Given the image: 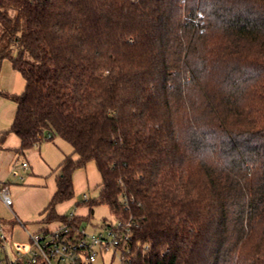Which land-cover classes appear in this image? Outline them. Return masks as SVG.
<instances>
[{
  "label": "trees",
  "instance_id": "1",
  "mask_svg": "<svg viewBox=\"0 0 264 264\" xmlns=\"http://www.w3.org/2000/svg\"><path fill=\"white\" fill-rule=\"evenodd\" d=\"M6 58L25 87L0 90L17 104L2 139L78 155L43 222L82 224L56 207L94 162L84 218L130 222L132 264H264V0H0Z\"/></svg>",
  "mask_w": 264,
  "mask_h": 264
},
{
  "label": "rangeland",
  "instance_id": "2",
  "mask_svg": "<svg viewBox=\"0 0 264 264\" xmlns=\"http://www.w3.org/2000/svg\"><path fill=\"white\" fill-rule=\"evenodd\" d=\"M25 87V79L22 74L13 69L10 59L6 58L1 62L0 65V90L9 92V93H16L20 94ZM15 108V103L13 100L5 98L0 95V126L2 125H9V120H11V116L13 114ZM61 141L58 139H54L53 141L47 138L43 141L41 145L43 148H47L48 152L52 155H56L57 151L64 150V147L60 145ZM66 143V142H65ZM45 144V145H44ZM58 145V146H57ZM69 146V144L66 143ZM60 148V149H59ZM35 150H38V147H34ZM27 153V152H26ZM24 156L22 154H18L17 160L19 161L18 164V172L20 175H24L25 178L28 177L32 173V170L28 172H24V166L22 165V161L24 160ZM31 161V160H30ZM32 163V162H31ZM38 165V164H37ZM55 164L52 162L45 166L39 164V168L34 165V171L42 170L43 175L45 176L46 183H44V187L42 192L35 193V194H25L21 198H19V202L15 201L14 203V210L15 213L11 212L9 208L6 206H0V216L4 218L6 221H16L17 224L14 225L13 236L11 239V243L13 242H26L28 243V233L25 231L24 226L20 223L22 220L25 225L28 227L29 223V213L33 210V208L39 204V202H44V200L50 195L53 190V170L51 168H56ZM74 187H75V196L74 201H65L60 203L57 206V210L61 211L62 214L75 212L79 214L80 217H83L82 226L85 228L87 234H96L99 235L105 229V222L107 224H114L115 226L118 225V217L115 213L111 210V208L107 204H96L93 206V214L89 218H84L89 214V206L84 202L83 195L87 193L89 196L91 195L92 198H96L98 196V187L97 184L100 182V174L96 168V165L91 162L87 165L86 169H78L74 173ZM8 182L13 184H22L23 181L17 179L16 177H10ZM16 199V197H15ZM76 201L80 202V204L76 205ZM48 204V202H47ZM18 206L22 209L27 210V214H23L21 211L18 210ZM38 218V217H37ZM41 220L38 218L36 220ZM45 222H38L34 225V228L37 225H43ZM52 226V224H50ZM12 228V225H9ZM54 226V225H53ZM7 228V227H6ZM34 229L31 226V231ZM8 250L10 253L11 246L10 243L7 245ZM95 250L97 251V264H103L104 262L110 264H118V254L113 252V249H109L105 251V253H100L99 249L96 247ZM0 252L3 253V250L0 248Z\"/></svg>",
  "mask_w": 264,
  "mask_h": 264
},
{
  "label": "built area",
  "instance_id": "3",
  "mask_svg": "<svg viewBox=\"0 0 264 264\" xmlns=\"http://www.w3.org/2000/svg\"><path fill=\"white\" fill-rule=\"evenodd\" d=\"M27 164L24 163V166ZM84 200H89L87 193ZM0 199L12 207L13 198L8 184L0 181ZM118 225L104 222L105 229L87 234L81 224L60 222L51 228L28 233V243L13 242L12 232L0 220V264H97V247L100 253L109 249L118 254V264H132V233L130 222L118 218ZM20 223L24 225L22 221ZM10 243L11 251L7 248ZM103 264H110L104 262Z\"/></svg>",
  "mask_w": 264,
  "mask_h": 264
},
{
  "label": "crops",
  "instance_id": "4",
  "mask_svg": "<svg viewBox=\"0 0 264 264\" xmlns=\"http://www.w3.org/2000/svg\"><path fill=\"white\" fill-rule=\"evenodd\" d=\"M11 65H12V63H11ZM13 102L15 103V108H14L13 114L11 116V120H9V125L0 126V181H2L4 183H7L9 185L11 196L13 198V205H12V207H8L0 199V206H6L7 208H9L11 210V212L15 213V210H14L15 201H18L19 198H21L23 195H25L27 193L28 194H35V193L42 192L43 187L45 185L44 183H46L45 176L43 175L44 171L37 170V172H35L34 171V165H36L37 168H39V164L47 166L51 162L53 164L57 165V166H55L56 168H51L53 170V175H54V179H53L54 180L53 181L54 187H53L52 192L44 200V202H39V204L36 205L33 208V210L29 213V219H30L29 223L30 224L28 225V227L21 220L24 223V225H25L24 226L25 231L36 232V231L42 230L45 227L46 228H51V227H53V225L56 226V225H58L61 222V221H53V222L48 223V224L44 223L43 225H37V227L34 228V225L36 223L42 222V219H43V216H44L42 213H43L45 207L47 206V202L49 203L50 199L52 198V196H53V194H54V192L56 190L55 178H56V175H57V173L59 171L60 164L62 163V161L64 160V158L66 156L72 155V157L74 159H78V155L76 153H74V150H73L72 146L67 141H65L64 139H62V138H60L58 136L54 137L51 140L53 141L54 139H57V140L59 139L61 141L60 145H62V147H64V150L57 151L56 155H52L51 153L48 152L47 148H45V147L43 148V145H41L43 143V141L40 144L34 146V147H38V150H35L34 147H32V148H30L28 150L22 151L20 149L21 140L13 132H9L6 135V137L4 139H2L3 132L8 130L11 127V124H12L13 119H14V115H15L17 104H16L15 101H13ZM65 142L67 144H69V146L66 145ZM18 154H22V156H24V158H25L22 161V165L24 166V163L27 164L26 166H24L23 171L24 172H28L29 170L30 171L32 170V173L30 175H28V177H26V178H25L24 175H20L19 172L17 171L18 170V164H19V161L17 160ZM89 163H91V162H89ZM86 168H87V166L85 168H80V169H86ZM11 176L12 177L14 176V177H16L19 180H22L23 183L22 184H13V185H11V183L8 182V180H9V178ZM73 179H74V176H73ZM73 182H74V180H73ZM100 182H101V176H100ZM100 182L97 184L98 188H99ZM98 193H99V189H98ZM15 197H16V199H15ZM90 198H92L91 195H90ZM72 200L74 201V198H72L70 201H72ZM18 210L21 211L23 214H27V210L22 209L19 206H18ZM56 210H57V207H56ZM57 212L59 214H62L61 211L57 210ZM71 213H73V212H71ZM77 215H79V214H77ZM37 217L41 218V220L40 219L36 220V219H38ZM0 220H4V218L0 216ZM3 224H4L5 228L7 227L6 229H8L9 231L12 232V236H13L14 227L11 228L9 225H5V223H3ZM50 224H52V226ZM31 226L34 229L33 231H31Z\"/></svg>",
  "mask_w": 264,
  "mask_h": 264
}]
</instances>
